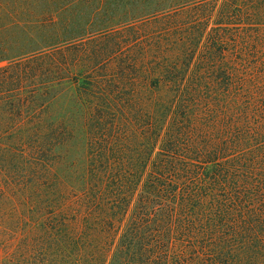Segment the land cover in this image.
Listing matches in <instances>:
<instances>
[{
	"label": "trees",
	"instance_id": "16d2710c",
	"mask_svg": "<svg viewBox=\"0 0 264 264\" xmlns=\"http://www.w3.org/2000/svg\"><path fill=\"white\" fill-rule=\"evenodd\" d=\"M149 18L150 76L74 74ZM0 62L55 264H264V0H0Z\"/></svg>",
	"mask_w": 264,
	"mask_h": 264
},
{
	"label": "rangeland",
	"instance_id": "374dc122",
	"mask_svg": "<svg viewBox=\"0 0 264 264\" xmlns=\"http://www.w3.org/2000/svg\"><path fill=\"white\" fill-rule=\"evenodd\" d=\"M134 23L137 27L120 28L110 34L103 33L98 37H92L91 41L86 44L78 43L72 47V50H66L77 54L75 55L77 65L74 74L81 68L83 60H89L94 56L90 54V58L84 50L94 49L103 53L102 59L96 64L90 62L88 68L98 75L111 78L121 74L133 78L150 76L152 73L149 69L150 63L155 61L154 56L158 50L154 47L158 27L152 18H149L148 23L144 25ZM257 28L255 25L254 30ZM135 31L138 33L134 35ZM117 39L121 46L112 47L109 40ZM172 47L171 50L169 47L170 51L164 54L171 55V52H175L176 45ZM228 57L231 58V56ZM125 60L146 62L148 67L143 68V66L132 64L121 65L120 63ZM5 63L0 62V66ZM125 68L128 71L123 72ZM81 72L87 76L85 70ZM127 88H131L134 94L148 91L141 83L137 85V88L130 85ZM24 122L18 112L9 109L0 112V264H55L53 256L45 255L49 248L42 235L40 223L42 219L39 213L42 195L41 180H39L41 173L35 171L36 167H38L37 170L44 171L42 157L51 159L52 155L49 152L42 154L40 150H36L35 153L39 154L40 160L37 158L39 163L35 168L33 167L31 164L34 160L31 132L29 123L26 120ZM35 182L37 183L33 188ZM44 219L43 215L42 220Z\"/></svg>",
	"mask_w": 264,
	"mask_h": 264
}]
</instances>
